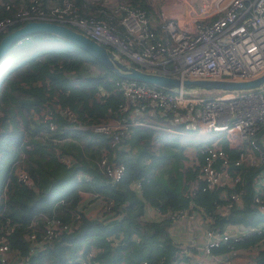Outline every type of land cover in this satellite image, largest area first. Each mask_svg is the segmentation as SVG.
Wrapping results in <instances>:
<instances>
[{"label": "trees", "instance_id": "trees-1", "mask_svg": "<svg viewBox=\"0 0 264 264\" xmlns=\"http://www.w3.org/2000/svg\"><path fill=\"white\" fill-rule=\"evenodd\" d=\"M2 1H7L9 7L0 4V17L13 16L33 0ZM39 1L45 4L47 0ZM132 2L149 10L145 0ZM88 6L85 3L80 12L84 14L89 10L97 17L100 15L97 5ZM23 21L14 20L0 35ZM91 66L96 67L95 72ZM117 79L121 77L83 48L45 31L22 36L0 57V83L4 81L0 84V221L6 216L12 224L8 235L10 247L21 255L27 254V264H78L77 257L85 255L89 248L95 250L91 259L96 264H119L120 260L136 264L140 259H145L146 264H178V245L167 231L169 218L147 220L142 212L144 203L161 211L187 205L186 191L196 166L173 165L174 172L164 174L159 165L173 155L185 157L181 151L187 143H192L188 139L190 135L149 125L133 127L130 134L119 141L120 147L116 150V158L124 163L123 174L111 182L97 165L101 147L107 145L108 133L69 127L71 121L58 113H53L54 128L37 117L42 104L52 108L53 103H58L77 119L87 122L121 120L126 117V110L121 106L124 101L120 90L114 88L113 82ZM263 128L257 130L258 137ZM193 133L212 140L221 131ZM220 142L230 158L237 156L238 149L227 147L224 138ZM24 143L28 146L24 147ZM56 151L69 155L73 159L71 165L60 161ZM21 154V169L30 181L16 179L10 170L8 190L2 196L9 166ZM196 156L202 159L200 152ZM263 167L264 161L237 167L241 180L236 187L242 189V202L225 214L215 212V205L223 201L219 198L221 187L198 189L192 196L200 209L211 216V227L221 228L225 222L253 225L262 221L254 224L260 226L259 232L232 241L233 247L250 244L264 236V220L261 219L264 210L251 202L256 190V174ZM76 171L89 174V180L77 179ZM134 179L140 182L138 191L131 186ZM80 188L95 190L105 201H110L107 215L98 218L81 210L76 220L74 214L82 197ZM44 215L70 221L72 225L30 250L25 235L32 227L39 234ZM31 218L37 219L34 226L28 225ZM109 235L113 241L107 237ZM227 249L222 243L213 247L212 252ZM255 257V264L264 263V250H259ZM182 259L187 261L186 255Z\"/></svg>", "mask_w": 264, "mask_h": 264}, {"label": "built area", "instance_id": "built-area-1", "mask_svg": "<svg viewBox=\"0 0 264 264\" xmlns=\"http://www.w3.org/2000/svg\"><path fill=\"white\" fill-rule=\"evenodd\" d=\"M145 1L153 7L152 11L140 7L132 0H115L110 6L103 0H82L81 4L77 0H47L45 4L33 0L28 7L15 11L13 16L0 17V32L16 19H49L85 33L111 48L124 60L162 73L181 77L224 75L248 78L263 71L264 0H225L223 3L215 1L208 9L196 5L195 11L189 16L178 12L183 0ZM85 3L88 7L97 5L96 10L100 15L97 17L89 10L82 14L80 8ZM0 4L4 8L9 7L7 1ZM20 39L21 37L17 41ZM146 83L124 77L113 82L114 88L119 89L123 96L124 102L121 106L126 110V117L121 120L87 122L77 119L71 111L60 107L58 103H53L52 108L49 104H42L37 112L38 120L49 128H54L56 123L53 113H58L71 121L69 127L108 133L107 145L101 147L97 165L111 182L117 181L123 174L124 163L116 158V150L120 147L119 141L128 136L133 127L149 125L179 132L175 128L166 127L169 124L167 121L158 125L147 121L145 116L155 117L160 114L164 117L169 114L172 118L180 117L186 128L191 126L197 133L212 130L223 132L198 147L202 159L193 161L196 172L188 183L187 205L164 213L169 222H172L191 218L195 214L194 210H200L206 222L204 241L196 247L203 253H212L214 257L209 261L187 257L185 261L182 256L186 252L178 249V264H231L225 254L223 256L221 252H212V248L224 243L229 248L226 251L232 250V241L248 233L259 232L260 226L225 222L221 228L211 227V216L200 209L192 196L198 189L203 191L221 187L219 198L223 201L215 205V212L218 214H225L241 204L242 189L236 187L241 180V174L237 167L243 163L255 164L264 161V137L259 138L256 134L264 126V84L260 88L247 90L185 92ZM221 137L226 140L227 147L238 149L235 158H230L220 142ZM27 146L24 143V147ZM56 154L66 166L71 165L73 159L69 155L58 151ZM22 156L23 154L10 164L2 185V196L8 190L10 170L16 179L30 181L21 169ZM76 177L89 180L90 175L76 171ZM139 185L138 179L132 180L131 186L134 190L138 191ZM254 187L256 190L252 194L251 202L258 209L264 210V167L256 174ZM79 191L82 195L80 204L84 205H78L74 214L76 220L87 197H95L99 205L93 216L99 218L107 215L110 201H105L95 190L82 188ZM36 220L31 218L28 225L34 226ZM71 225L70 221L44 215L39 234L32 227L25 235L30 250L50 241ZM11 229L12 224L4 216L0 221V263L27 264L28 255H21L17 249L10 247L8 235ZM107 237L112 240L111 235ZM259 249V243H254L255 254ZM94 253L95 250L89 248L85 255L77 257L78 264H96L91 259ZM119 264L134 263L120 260ZM136 264H146V260L140 259Z\"/></svg>", "mask_w": 264, "mask_h": 264}, {"label": "water", "instance_id": "water-1", "mask_svg": "<svg viewBox=\"0 0 264 264\" xmlns=\"http://www.w3.org/2000/svg\"><path fill=\"white\" fill-rule=\"evenodd\" d=\"M35 31L54 33L78 45L119 77L150 83L167 90L185 92H216L260 88L264 84V69L248 78L231 76L181 77L146 69L122 59L116 52L85 33L65 24L49 19H27L7 29L0 35V57L6 49L23 35Z\"/></svg>", "mask_w": 264, "mask_h": 264}, {"label": "crops", "instance_id": "crops-1", "mask_svg": "<svg viewBox=\"0 0 264 264\" xmlns=\"http://www.w3.org/2000/svg\"><path fill=\"white\" fill-rule=\"evenodd\" d=\"M182 6L178 9V12L189 16L192 12L195 11V6L198 5L201 8H211L215 1L219 3H223L225 0H183ZM148 5V4H147ZM188 5V6H187ZM149 6V11L153 10V7ZM180 131V130H179ZM258 135L260 137H264V130L260 131ZM183 134V133H182ZM259 137V138H260ZM123 147H127V145H123ZM191 151L185 153V156H189ZM194 156V151L192 152ZM191 156H189L186 161L184 160V165H192L193 161L191 160ZM183 166V165H182ZM11 185V182H10ZM86 204V202H84ZM83 211L89 215H95V209L88 208L84 206ZM194 216L191 218L178 219L167 224V231L169 237L174 240L178 245V249H182L186 252V257L189 258H201L203 261H209L214 257L212 253H203L200 251L196 245L201 244L204 241V227L205 220L203 218V214L200 210H194ZM142 217L147 220H160L165 217L164 211L160 209H156L148 203H144ZM261 224L262 221H258L254 224ZM253 224V225H254ZM254 243H259L260 249L264 250V236L257 238L250 244L247 245H239L235 246L234 249L221 252L223 256L227 257L230 260L231 264H255V251H254ZM225 254V255H224ZM218 257V256H215ZM220 258V257H218ZM247 259L252 260L247 261Z\"/></svg>", "mask_w": 264, "mask_h": 264}, {"label": "rangeland", "instance_id": "rangeland-1", "mask_svg": "<svg viewBox=\"0 0 264 264\" xmlns=\"http://www.w3.org/2000/svg\"><path fill=\"white\" fill-rule=\"evenodd\" d=\"M103 2L104 3H108L107 5L110 6V5H112L115 2V0H103ZM91 70H92V72H95L96 67L91 66ZM3 82L4 81H2L0 84L2 85ZM37 117H38V115H37ZM169 117L170 116H168V115H164V117H162V115H160V114H158L155 117H153L151 115L150 116H145V118H146L147 121H151V122L157 123L158 125L162 124L164 121H167V122H169V124L166 127L175 128L177 130H180L178 133H181V134L183 133V135H190L188 137V139L192 140V143H187L184 146V148H182V151L181 152H183V154L185 156V153L186 152L191 151V153L189 154V156L192 157L191 158L192 161H195L197 159V156H194L192 152L194 151V154L197 155L198 147H199L198 145H200L203 142L208 141L209 140V137H207V136L200 137L198 134L193 133V132H195L194 131L195 128H193L191 126L189 128H186L184 122L181 120L180 117H175V118L170 117L171 120H169ZM170 121H172V122H170ZM263 130H264V128H263ZM220 134L222 135L223 132L220 133ZM220 134H218V135H220ZM222 137H221V139H222ZM198 141H200V143L197 144ZM189 156H185V157H183L181 155H173V156H170V157L166 158L164 161L161 162V164L159 165L160 170L164 174H166V173H173L174 172L173 165H175L177 167L178 166H182V164L184 163V160L186 161V159ZM192 165H195V163H192ZM80 189H82V188H80ZM85 202H86V204H85L86 207L93 208V209H95V211H97L99 209V205H98L97 199L95 197H87L85 199ZM261 219L264 220V217H261ZM247 261H249V262L251 261V263H252V260L247 259ZM241 262H240V264H243Z\"/></svg>", "mask_w": 264, "mask_h": 264}]
</instances>
